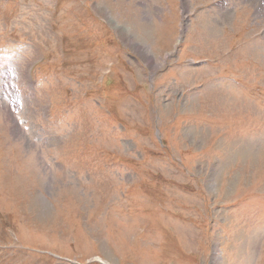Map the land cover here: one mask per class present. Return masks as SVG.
Here are the masks:
<instances>
[{
    "label": "rangeland",
    "instance_id": "obj_1",
    "mask_svg": "<svg viewBox=\"0 0 264 264\" xmlns=\"http://www.w3.org/2000/svg\"><path fill=\"white\" fill-rule=\"evenodd\" d=\"M258 1L0 0V264H264Z\"/></svg>",
    "mask_w": 264,
    "mask_h": 264
},
{
    "label": "bare ground",
    "instance_id": "obj_2",
    "mask_svg": "<svg viewBox=\"0 0 264 264\" xmlns=\"http://www.w3.org/2000/svg\"><path fill=\"white\" fill-rule=\"evenodd\" d=\"M259 1H260V0H259ZM259 1H258V2H259ZM263 15H264V14H263Z\"/></svg>",
    "mask_w": 264,
    "mask_h": 264
}]
</instances>
